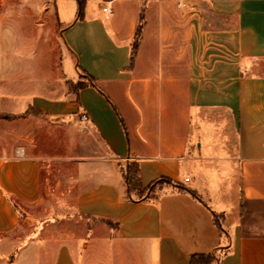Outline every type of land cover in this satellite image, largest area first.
<instances>
[{"label":"crops","instance_id":"crops-1","mask_svg":"<svg viewBox=\"0 0 264 264\" xmlns=\"http://www.w3.org/2000/svg\"><path fill=\"white\" fill-rule=\"evenodd\" d=\"M102 6L0 0V264H264V0Z\"/></svg>","mask_w":264,"mask_h":264},{"label":"rangeland","instance_id":"rangeland-1","mask_svg":"<svg viewBox=\"0 0 264 264\" xmlns=\"http://www.w3.org/2000/svg\"><path fill=\"white\" fill-rule=\"evenodd\" d=\"M66 0H57V4L59 6H62L63 4H65ZM58 59H57V53H54L51 56V62L52 64L57 63ZM63 66H64V72L66 74L70 73L71 71V66L70 63L67 60V56L65 55L63 58ZM52 70L55 71V68ZM33 129H34V133L36 135V140L37 142L40 144V146L35 147L36 150L35 152H37L38 154H43L44 156L47 157H55V156H61L64 155L67 150L65 149L64 146H56L54 145L53 141H49V137L47 135L46 132L41 131L40 129L42 128V126H44V121H41L40 119H35L32 123ZM46 126H44L45 129ZM79 129V127H77V130ZM65 130H62V134L61 135H66L65 134ZM77 151V150H76ZM79 151V150H78ZM61 169V166H57V165H52L50 163L44 162L42 164V172H43V176L45 179H47V188H53L54 187V183L56 182V173H58Z\"/></svg>","mask_w":264,"mask_h":264},{"label":"trees","instance_id":"trees-1","mask_svg":"<svg viewBox=\"0 0 264 264\" xmlns=\"http://www.w3.org/2000/svg\"><path fill=\"white\" fill-rule=\"evenodd\" d=\"M78 16L80 17L81 16V9L78 13ZM143 16H142V13L140 14V17H139V22H138V26L136 28V31L134 33V36H133V40H132V57L134 55V52H135V49H136V45H137V42L140 38V34H141V30H142V24H143ZM91 82V81H90ZM86 82L80 80L77 84H76V87L78 89H81L83 86H85ZM135 174V167L134 165H130L129 166V169L126 170L124 169V175H126V181L128 183V185L130 186L132 184V181L134 179V175ZM195 261L193 258H192V262ZM207 262H210V259H207ZM193 264V263H192Z\"/></svg>","mask_w":264,"mask_h":264},{"label":"built area","instance_id":"built-area-1","mask_svg":"<svg viewBox=\"0 0 264 264\" xmlns=\"http://www.w3.org/2000/svg\"><path fill=\"white\" fill-rule=\"evenodd\" d=\"M103 4L102 6V11L105 12V13H111V8L109 6V3L111 0H100ZM86 117L84 115H81L80 116V120H85ZM189 177H184V180L185 181H188Z\"/></svg>","mask_w":264,"mask_h":264}]
</instances>
